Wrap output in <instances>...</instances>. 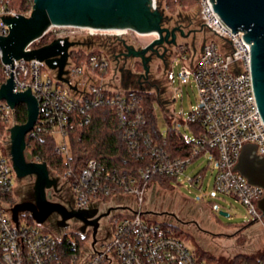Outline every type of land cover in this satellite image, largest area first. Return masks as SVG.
I'll list each match as a JSON object with an SVG mask.
<instances>
[{
	"label": "built area",
	"instance_id": "obj_1",
	"mask_svg": "<svg viewBox=\"0 0 264 264\" xmlns=\"http://www.w3.org/2000/svg\"><path fill=\"white\" fill-rule=\"evenodd\" d=\"M16 2L0 0L2 36L10 33L3 19L29 16L32 11L21 12L14 7ZM214 3V0H200L201 17L204 26L219 40H210L198 54L189 55L181 47L173 59L182 64L185 81L194 80L199 97L197 108L188 118V125L197 128L196 134L193 131L194 136L189 137L182 133L192 149L182 157H174L146 131L147 120L142 107L144 91L115 87L112 78L106 80L97 74L96 68L111 67L106 57L92 55L81 65L68 59L64 74L68 83L59 80L57 70L49 68L44 60L13 59L12 69V63L2 61L0 48V88L12 77L14 93L30 90L38 101V118L26 140L42 133L53 135L56 138L54 152L68 162L71 158L69 131L88 125L93 107L106 106L116 114L123 141L137 159L147 162L139 171V178L107 172L95 159L89 160L73 179L71 170L62 176L50 171L52 177L66 181L78 210L107 201L105 198L112 194L115 195L111 199L130 196L134 200L112 217V232L107 240L93 243L90 239L79 253L70 235L67 234L65 247L64 234L53 233L46 222L39 224L30 215L31 222L24 218V213L19 215L18 221L14 220L8 197L15 191L18 180L10 156V129L17 124V106L12 108L6 100H0V122L9 123L4 135H0V264H212L144 209V198L155 176H175L179 180L195 159L205 155L215 162L216 191L241 202L250 218L264 225L258 209L263 188L251 184L235 170L247 144L256 145L257 154L264 157V120L251 74L252 44L245 40L243 31L233 32L224 24L214 10ZM156 5V0H152L154 9ZM66 28H81L91 35H123L129 31L51 26L43 37L69 38ZM40 39L29 44L25 51L40 48L35 45ZM167 78L175 79L172 70H168ZM157 107H154L156 111ZM169 117L172 120L173 116ZM27 147L26 152L31 155L28 161L44 163L39 156L29 153ZM202 178V173L198 172L189 181L198 182Z\"/></svg>",
	"mask_w": 264,
	"mask_h": 264
},
{
	"label": "rangeland",
	"instance_id": "obj_2",
	"mask_svg": "<svg viewBox=\"0 0 264 264\" xmlns=\"http://www.w3.org/2000/svg\"><path fill=\"white\" fill-rule=\"evenodd\" d=\"M156 4L157 10L165 17L166 25L174 27L181 24L185 34L191 33V36L185 38L179 35L176 45L156 46L159 55L167 53L164 57L148 52V72L145 71L140 57L126 55L129 54L127 46L141 50L157 36L143 35L132 30L123 35H91L81 28H66L70 34L68 39L77 43L70 48L69 59L74 53L93 50L104 54L111 62L106 80L112 78L113 86L118 88L157 93L160 97L156 111L158 128L162 132L167 130L169 123L166 115L168 118L172 115L170 123L173 127L184 135L193 137L188 118L198 106L197 88L193 79L185 81L181 73L182 64L173 59L181 47L187 48L190 53H200L207 42L215 39V35L204 26L198 0H156ZM49 39L54 40L52 36H49ZM165 47L168 51H165ZM168 70L175 74L173 81L167 78ZM200 171L203 173L202 180L190 182L189 178ZM216 171L215 162L209 155L200 156L185 169L175 187L152 182L144 198V209L154 213L152 215L158 221L175 225L178 236L185 239L193 250L212 257L215 264H230L237 256H262L264 225L258 221L251 223L253 220L241 202L216 191ZM34 183V176L18 179L9 204L33 200ZM123 198L126 200L130 196ZM221 210L229 212L230 217L220 215ZM48 228L57 235H70L66 230Z\"/></svg>",
	"mask_w": 264,
	"mask_h": 264
},
{
	"label": "water",
	"instance_id": "obj_3",
	"mask_svg": "<svg viewBox=\"0 0 264 264\" xmlns=\"http://www.w3.org/2000/svg\"><path fill=\"white\" fill-rule=\"evenodd\" d=\"M214 1V10L224 24L233 32L243 31L245 40L252 44L251 74L257 103L264 120V0ZM3 21L8 24L10 33L7 36L0 35L2 61L9 64L13 59L20 58L44 60L49 68L57 70L58 79L64 82H68L64 74L69 50L77 43L68 38H58L38 49L25 51L29 44L42 38L51 26L132 30L143 35L155 34L157 37L141 50L124 44L129 48V54L126 55L140 57L146 72L149 71L147 63L150 58L146 56L148 52L156 50V46L176 45L178 35H189L179 26L166 25L164 15L152 7V0H33L29 16L18 15ZM13 67L12 63V69ZM13 87L11 77L0 88V100H6L12 108L25 104L28 117L25 124H16L10 129L11 161L18 179L35 177L33 200L21 202L11 208L14 220L18 221L21 213H29L39 224L44 223L53 213H58L64 220L82 219L83 210H68L64 205L47 199L46 190L57 187V178L51 176L46 163L28 161L31 155L26 152V136L32 130L39 114L38 101L30 90L14 93ZM72 88L76 89V86ZM235 170L245 176L251 184L264 190V157L257 154L256 145L247 144L243 147ZM258 209L264 219V195L258 201ZM147 213L154 214L148 211ZM219 214L230 217V213L224 210L219 211ZM253 222L255 221L251 223Z\"/></svg>",
	"mask_w": 264,
	"mask_h": 264
},
{
	"label": "trees",
	"instance_id": "obj_4",
	"mask_svg": "<svg viewBox=\"0 0 264 264\" xmlns=\"http://www.w3.org/2000/svg\"><path fill=\"white\" fill-rule=\"evenodd\" d=\"M200 2V0H198ZM196 2V1H195ZM32 0H17L14 7L21 12L28 13L32 9ZM206 28V27H205ZM207 29V28H206ZM208 30V29H207ZM209 31V30H208ZM213 41L219 40L216 36ZM50 42L49 35L40 39L35 43L36 46L42 47ZM189 55L192 53L185 48ZM92 55H97L99 58L105 57L104 54L97 50L90 52L74 53L71 55V61L78 65H81L83 61H88ZM100 77L106 78L110 73V67L107 69H95ZM144 91V90H142ZM143 101L142 107L144 115L147 120L145 127L153 138L160 144H163L165 148L175 156H185L189 154L192 149V144L188 142L182 133L173 127L168 119V129L163 133L158 128L157 113L154 107L160 102V97L157 93L151 91L142 92ZM91 120L90 123L84 127L76 126L68 133L71 158L68 162L54 152L56 145V138L49 133H42L34 139H27L28 152L33 156H39V158L47 164L49 170L53 174L62 176L67 170L72 171V179L74 176L79 175L87 162L91 159L97 160L103 167V169L110 173H116L120 176L136 177L139 178V171L145 167L144 160L137 159L131 149L123 141V132L119 128L118 119L116 114L106 106L93 107L90 110ZM27 107L25 104H19L15 110V122L17 124H25L27 122ZM9 126L8 122H0V135H4L6 128ZM192 132L197 131L195 125L190 124ZM196 134V133H195ZM202 173V171H200ZM203 175V173H202ZM157 181L166 187H175L178 179L175 176H155L151 183ZM150 183V184H151ZM14 193V192H13ZM13 193L9 195L8 199L11 201ZM115 194H112L105 198V200L111 199ZM27 219L33 222L29 213L23 214ZM163 224L170 227L176 234L177 227L171 223L163 222ZM177 235V234H176ZM70 237L77 243V251L80 253L83 251V247L89 240L88 237L82 234H70ZM68 235L64 234L63 245L66 247ZM210 263L215 264V260L200 254ZM264 253L258 258L235 257L230 264H263Z\"/></svg>",
	"mask_w": 264,
	"mask_h": 264
},
{
	"label": "flooded vegetation",
	"instance_id": "obj_5",
	"mask_svg": "<svg viewBox=\"0 0 264 264\" xmlns=\"http://www.w3.org/2000/svg\"><path fill=\"white\" fill-rule=\"evenodd\" d=\"M176 26L183 28L181 24ZM190 34L185 36V38L191 36ZM150 52H152L153 55L160 54L157 49L151 50ZM165 54L167 53H162L163 57ZM57 181L58 184L56 188L51 187L46 190L47 199L51 202L64 205L68 210H83V218L64 220L58 213H53L45 221L46 225L53 229L69 231L70 234H84V236L88 237L89 240L91 239L93 243L107 240L112 232V217L122 211L128 203L133 204L134 202L133 198L126 200L122 198H113L96 204H90L88 207L78 210L75 207V197L66 181H61L59 179H57ZM21 202L24 201L13 203L10 205V208H13ZM61 225L64 226L62 227Z\"/></svg>",
	"mask_w": 264,
	"mask_h": 264
},
{
	"label": "bare ground",
	"instance_id": "obj_6",
	"mask_svg": "<svg viewBox=\"0 0 264 264\" xmlns=\"http://www.w3.org/2000/svg\"><path fill=\"white\" fill-rule=\"evenodd\" d=\"M120 33H124V31H120Z\"/></svg>",
	"mask_w": 264,
	"mask_h": 264
}]
</instances>
